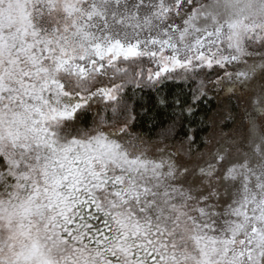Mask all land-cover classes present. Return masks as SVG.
Here are the masks:
<instances>
[{
  "label": "snow or ice",
  "instance_id": "snow-or-ice-1",
  "mask_svg": "<svg viewBox=\"0 0 264 264\" xmlns=\"http://www.w3.org/2000/svg\"><path fill=\"white\" fill-rule=\"evenodd\" d=\"M0 264H264V0H0Z\"/></svg>",
  "mask_w": 264,
  "mask_h": 264
},
{
  "label": "trees",
  "instance_id": "trees-1",
  "mask_svg": "<svg viewBox=\"0 0 264 264\" xmlns=\"http://www.w3.org/2000/svg\"><path fill=\"white\" fill-rule=\"evenodd\" d=\"M171 91L167 89L166 92ZM145 103L151 107L154 100H149L146 96ZM219 102L216 99H210L202 103L198 109V115L189 118V120L177 119L175 127V136L168 135L167 130L170 124L173 113L171 110L167 112L160 111L159 109L152 110V116L154 119L145 118L141 127L145 133H150L153 139L162 138L167 135L169 143L173 140H178L183 137V133L189 131V128L194 130V134L197 137H202L207 132V127L202 121L206 120L207 116H213L216 112V106Z\"/></svg>",
  "mask_w": 264,
  "mask_h": 264
}]
</instances>
